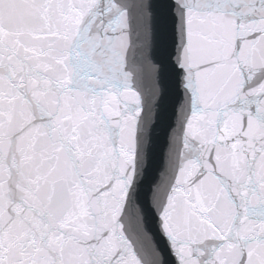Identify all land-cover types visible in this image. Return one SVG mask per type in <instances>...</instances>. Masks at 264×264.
I'll return each mask as SVG.
<instances>
[{"label": "snow or ice", "instance_id": "1", "mask_svg": "<svg viewBox=\"0 0 264 264\" xmlns=\"http://www.w3.org/2000/svg\"><path fill=\"white\" fill-rule=\"evenodd\" d=\"M0 264H264V0H0Z\"/></svg>", "mask_w": 264, "mask_h": 264}]
</instances>
